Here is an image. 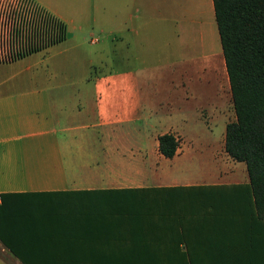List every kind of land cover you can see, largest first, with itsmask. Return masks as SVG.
Returning <instances> with one entry per match:
<instances>
[{
	"label": "crops",
	"instance_id": "obj_1",
	"mask_svg": "<svg viewBox=\"0 0 264 264\" xmlns=\"http://www.w3.org/2000/svg\"><path fill=\"white\" fill-rule=\"evenodd\" d=\"M31 1L44 17L21 16L17 9L20 0H0V67L18 64L34 69L41 64L44 68L43 73H32L22 87L15 86L19 91L16 95L0 96V194L223 186L229 190L248 183V177L207 182L179 171L175 164L179 163L183 133L174 121L188 119L192 110L170 102L161 107L159 101L146 95L143 89L150 81H157L159 66L139 64L136 69H115L94 77L85 74L81 86H64L63 81L54 86L48 78L53 65L43 54L50 56L51 50L68 42L69 22ZM119 1L116 5L110 1L109 6L111 48L116 51L120 44L128 49L127 37L141 45L147 32L157 31L163 21L170 23L172 34L201 43L204 58L198 66L191 63L201 77L218 80L216 101L206 106L198 100L193 113L196 117L203 113H209V118L220 116L221 82L227 73L212 0ZM118 8L121 11L117 12ZM53 21L58 32L47 40L39 35L37 26L45 23L50 29ZM209 69L218 75H211ZM191 83L187 80L186 86L190 88ZM69 86L76 88L71 95L65 92ZM148 122L153 128L150 135L138 126ZM166 133L179 140V148L170 159L158 151V137Z\"/></svg>",
	"mask_w": 264,
	"mask_h": 264
},
{
	"label": "rangeland",
	"instance_id": "obj_2",
	"mask_svg": "<svg viewBox=\"0 0 264 264\" xmlns=\"http://www.w3.org/2000/svg\"><path fill=\"white\" fill-rule=\"evenodd\" d=\"M34 1L49 13L61 16L66 22H69L66 23L71 33L68 42L51 50L50 56L43 54L44 58L50 59L49 64L53 65V71L48 78L54 82V86H58L56 83L59 81H63L61 83L64 86L71 83L81 86L80 81L83 80L85 74L94 77L110 73L115 69H136L139 64H143L146 68L157 65L161 68L159 77L157 81H150L151 84L143 89L146 95H151L154 102L159 101L161 107H165V104L170 102L192 110L188 119L174 121L182 127L183 133V140L180 142L181 153L177 159L179 163L175 164L179 166V171H186L187 174L202 177L207 182L237 181L247 178L245 164L231 160L223 149L225 126L234 120L228 79L225 78L221 82L223 110L220 116L209 118V113H203L201 117H196L193 113L198 100L206 106L213 100L216 101L219 89L218 80L209 79V74L205 77L209 80H204L196 69V65H191V63H197L198 66V62L204 58L201 43L187 42L181 37L182 34H172V25L163 21L158 25L157 31L147 32L146 42L140 45L137 39L131 38L130 40V37H127L130 47L124 49L118 44L117 50L114 51L109 44L110 19L112 18L109 6L110 1H113L115 5L121 1ZM119 11H121L120 8L117 12ZM93 38L97 42L99 40V43L90 44V39ZM59 50L61 54H59L60 52L57 54ZM126 57H128L127 61H125ZM60 65H63V68L59 67ZM55 66L59 69H56ZM36 71L43 73V65L40 64L39 68L34 69L18 64L0 67V96L16 95V92L19 91L15 89V86L16 88L22 87L21 83L28 82L29 76ZM209 71L211 75H213L212 73L218 75L215 69H209ZM189 79L193 83L190 88L186 86V81ZM217 79L220 80L218 76ZM74 90L76 88L69 86L65 92L67 95H71ZM138 126L140 130L146 129L149 135L152 133L151 122L146 125L140 123ZM232 193L224 186L177 188L173 191L160 190L143 194L137 196V199L132 198L129 202L119 200L102 205L89 204L88 206L77 203L75 208L61 207L55 201L48 199H38L35 201V211L38 213L32 219L34 220L38 216L51 218L45 220V225H37V227L32 223L29 226L27 221L20 220V218H29V213L26 212L24 205L18 207L20 211L17 213L10 214L0 209V227L6 225L7 222L18 220L17 223L4 227L9 230L5 237H8V245L12 250L5 247V240L0 233V237H2L0 238V264H75L74 260L80 256V251L77 249L81 240L84 237L87 239L88 236H95L90 220H86L87 223H81L80 221L85 222V218L77 219V217L71 216L79 214L89 219L90 215L83 214L82 208H87L96 214H99L100 211H118V214L112 213L116 218H119L115 219L114 224L117 227H122L124 237L123 240L119 237L120 242L116 244L119 249L111 250L110 257L119 259L123 253V247L128 244L127 242L131 234L135 233L136 227L138 228L137 217L139 215L146 220L149 213H158L159 211H225L227 197ZM0 207L3 206L0 205ZM66 215L69 217L64 218ZM102 218L105 221L106 216L102 215ZM127 234L128 238L126 239ZM84 246H86L85 249H90L88 247L90 245ZM91 247L92 249L86 252V255L91 250L94 254L98 249V246H92V244ZM103 254L102 252L101 255ZM105 260L106 257L102 256L94 260L83 258L79 262L104 264Z\"/></svg>",
	"mask_w": 264,
	"mask_h": 264
},
{
	"label": "trees",
	"instance_id": "obj_3",
	"mask_svg": "<svg viewBox=\"0 0 264 264\" xmlns=\"http://www.w3.org/2000/svg\"><path fill=\"white\" fill-rule=\"evenodd\" d=\"M212 4L234 111V120L225 126L223 149L231 160L245 164L248 183L229 189L233 193L227 197L225 211H159L149 213L146 220L139 215L138 228L119 259L110 257L124 237L122 227L114 224L118 211L96 214L82 208L89 219L71 216L85 218L81 223L90 220L95 236L81 240L75 264H83L79 262L83 258L102 256L106 257L104 264H264V0H212ZM178 148L179 140L173 134L158 137V151L165 158L174 157ZM175 189L0 194V209L11 214L24 205L30 215L20 220L37 227L51 218L32 219L38 213V199L75 208L77 203L129 202L150 192ZM17 222L0 227L8 249L5 236L9 230L4 227ZM91 244L98 249L86 255Z\"/></svg>",
	"mask_w": 264,
	"mask_h": 264
},
{
	"label": "built area",
	"instance_id": "obj_4",
	"mask_svg": "<svg viewBox=\"0 0 264 264\" xmlns=\"http://www.w3.org/2000/svg\"><path fill=\"white\" fill-rule=\"evenodd\" d=\"M20 7H17L18 12L20 11V15L21 16H33V15H38V16H43L44 14H41L40 9L31 1V0H20ZM44 27H42L41 25H38V33L40 36H42L43 38L47 37L50 38V36H55L56 33L58 32V26L56 24V22L53 21L50 29L48 27L47 24L44 23ZM46 36V37H45ZM97 42V40L95 38L90 39V44H95Z\"/></svg>",
	"mask_w": 264,
	"mask_h": 264
}]
</instances>
